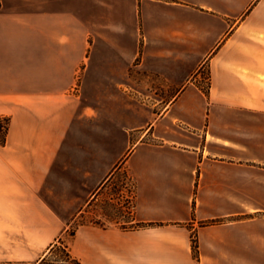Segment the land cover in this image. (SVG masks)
Returning a JSON list of instances; mask_svg holds the SVG:
<instances>
[{"label": "crops", "instance_id": "1", "mask_svg": "<svg viewBox=\"0 0 264 264\" xmlns=\"http://www.w3.org/2000/svg\"><path fill=\"white\" fill-rule=\"evenodd\" d=\"M0 116V264H264V0H0Z\"/></svg>", "mask_w": 264, "mask_h": 264}, {"label": "rangeland", "instance_id": "2", "mask_svg": "<svg viewBox=\"0 0 264 264\" xmlns=\"http://www.w3.org/2000/svg\"><path fill=\"white\" fill-rule=\"evenodd\" d=\"M4 123L5 120L1 118L0 124ZM127 182L129 183L128 185L126 184ZM132 189L133 184L130 179L129 181L127 180L126 171L118 169L109 179L108 183L99 191L98 198L91 203V206H88V212L80 217L71 227H76L83 222L109 224L122 222L127 219L130 220L128 212L132 208L134 198L127 197V192L129 195L134 194L131 192ZM129 226H136V223H129ZM63 257L64 252L61 247H58L50 255V259L57 263H61Z\"/></svg>", "mask_w": 264, "mask_h": 264}, {"label": "trees", "instance_id": "3", "mask_svg": "<svg viewBox=\"0 0 264 264\" xmlns=\"http://www.w3.org/2000/svg\"><path fill=\"white\" fill-rule=\"evenodd\" d=\"M3 118L5 120L4 124H0V144H4L7 139V133L9 130V117L6 116H0V119ZM4 133V134H2ZM136 226H145L148 225V223L142 222V221H135ZM76 227H70L67 231L68 236H72L75 233ZM195 248L197 249V244L194 243ZM61 247L62 251L64 252V257L61 260V263H57L54 260L50 259V255L58 248ZM66 262V263H65ZM40 264H79V260L72 256L70 251L67 248V244L65 243V239L63 237H60L55 243H53L49 249V253L45 255L42 259Z\"/></svg>", "mask_w": 264, "mask_h": 264}, {"label": "built area", "instance_id": "4", "mask_svg": "<svg viewBox=\"0 0 264 264\" xmlns=\"http://www.w3.org/2000/svg\"><path fill=\"white\" fill-rule=\"evenodd\" d=\"M131 192L133 193V191H131ZM132 195H133V194H131V197H132ZM131 197H130V198H131Z\"/></svg>", "mask_w": 264, "mask_h": 264}]
</instances>
